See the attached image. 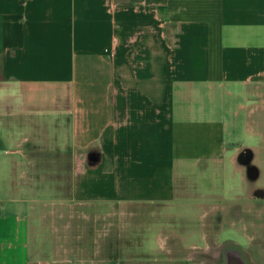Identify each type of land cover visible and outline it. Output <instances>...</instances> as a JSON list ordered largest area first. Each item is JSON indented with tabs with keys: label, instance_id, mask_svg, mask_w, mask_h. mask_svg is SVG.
Masks as SVG:
<instances>
[{
	"label": "crops",
	"instance_id": "1",
	"mask_svg": "<svg viewBox=\"0 0 264 264\" xmlns=\"http://www.w3.org/2000/svg\"><path fill=\"white\" fill-rule=\"evenodd\" d=\"M237 175L264 182V0H0V264L56 263L50 202L117 213L220 179L217 249L264 264V188Z\"/></svg>",
	"mask_w": 264,
	"mask_h": 264
},
{
	"label": "rangeland",
	"instance_id": "2",
	"mask_svg": "<svg viewBox=\"0 0 264 264\" xmlns=\"http://www.w3.org/2000/svg\"><path fill=\"white\" fill-rule=\"evenodd\" d=\"M250 161L244 163L240 160L238 164L251 167ZM259 171V168H252L249 173L257 175ZM237 176L236 181L229 183L232 189L248 193L256 186L264 188V182L260 180L243 182ZM225 184L221 179L215 182L214 196L209 194L206 198L176 200L149 207L123 206L117 213L94 211L84 214L79 206H71L72 214H69V202L59 201L57 206L50 205V202L49 222H56L58 228L56 232L53 230V235L48 233L45 254L49 255L56 244V263L53 264H224V259L215 258L220 245L215 244L214 237L228 240L233 238V232L216 223L223 211L214 207L227 202V198L216 197V190L225 191ZM68 215L76 216L71 223ZM207 243L212 244L210 253L204 254L202 251L206 248H202ZM227 243L224 247L229 246ZM111 250L118 257H106ZM196 251L199 253L194 257ZM236 252L250 264L243 250Z\"/></svg>",
	"mask_w": 264,
	"mask_h": 264
},
{
	"label": "water",
	"instance_id": "3",
	"mask_svg": "<svg viewBox=\"0 0 264 264\" xmlns=\"http://www.w3.org/2000/svg\"><path fill=\"white\" fill-rule=\"evenodd\" d=\"M246 153V154H245ZM246 159L250 157V152H245ZM248 155V157H247ZM224 264H245L243 259H241L240 254L230 252L227 255L226 260H224Z\"/></svg>",
	"mask_w": 264,
	"mask_h": 264
},
{
	"label": "flooded vegetation",
	"instance_id": "4",
	"mask_svg": "<svg viewBox=\"0 0 264 264\" xmlns=\"http://www.w3.org/2000/svg\"><path fill=\"white\" fill-rule=\"evenodd\" d=\"M220 251L223 252V253H222V254H218L215 258H218V260L221 259V261H223V260H222L223 257H224V260H226L228 253L232 252V251L230 250V248H228V247H222ZM202 252H205L204 254H208V253H210V249L203 250ZM202 252H200V253L202 254ZM218 252H219V251H218ZM198 253H199V252L196 251V252L194 253V257H196V255H198ZM220 256H221V257H220ZM222 256H223V257H222Z\"/></svg>",
	"mask_w": 264,
	"mask_h": 264
},
{
	"label": "built area",
	"instance_id": "5",
	"mask_svg": "<svg viewBox=\"0 0 264 264\" xmlns=\"http://www.w3.org/2000/svg\"><path fill=\"white\" fill-rule=\"evenodd\" d=\"M115 50H116V46H115V43H114V44H112L111 47L107 50V53H109V55H110L111 57H113L114 54H115Z\"/></svg>",
	"mask_w": 264,
	"mask_h": 264
},
{
	"label": "bare ground",
	"instance_id": "6",
	"mask_svg": "<svg viewBox=\"0 0 264 264\" xmlns=\"http://www.w3.org/2000/svg\"><path fill=\"white\" fill-rule=\"evenodd\" d=\"M218 254V253H217ZM224 259V258H223Z\"/></svg>",
	"mask_w": 264,
	"mask_h": 264
}]
</instances>
